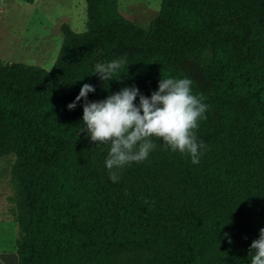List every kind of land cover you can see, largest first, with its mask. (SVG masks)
I'll return each instance as SVG.
<instances>
[{
    "label": "trees",
    "instance_id": "trees-1",
    "mask_svg": "<svg viewBox=\"0 0 264 264\" xmlns=\"http://www.w3.org/2000/svg\"><path fill=\"white\" fill-rule=\"evenodd\" d=\"M86 28L60 26L51 71L0 60V160L8 162L18 264H251L264 229V0H161L147 30L118 0H84ZM125 58L110 81L97 63ZM188 78L207 105L198 164L162 138L109 178L88 102ZM134 103L139 105V95ZM85 128V131H81Z\"/></svg>",
    "mask_w": 264,
    "mask_h": 264
},
{
    "label": "clouds",
    "instance_id": "clouds-1",
    "mask_svg": "<svg viewBox=\"0 0 264 264\" xmlns=\"http://www.w3.org/2000/svg\"><path fill=\"white\" fill-rule=\"evenodd\" d=\"M127 63L125 58L108 63H97L93 74L102 81L112 80L114 74ZM188 78H161L158 90L150 97L139 93L135 86L124 87L99 102H88L87 96L94 86L84 84L76 101L68 105L70 110L84 98L83 125L92 142H110L105 160L109 178L118 182V170L131 162L148 158L156 145L152 137L162 138L172 151L187 153L192 163L198 164L204 145L197 141L195 130L203 118L207 105L203 97L191 92ZM139 95V105L136 101ZM81 131H85L82 128ZM251 264H264V229L250 246Z\"/></svg>",
    "mask_w": 264,
    "mask_h": 264
},
{
    "label": "rangeland",
    "instance_id": "rangeland-1",
    "mask_svg": "<svg viewBox=\"0 0 264 264\" xmlns=\"http://www.w3.org/2000/svg\"><path fill=\"white\" fill-rule=\"evenodd\" d=\"M160 3L118 0L124 17L145 30L157 17ZM86 20L84 0H0V60L51 71L63 42L60 26L81 33ZM9 170L8 162L0 160V248L11 247L19 236Z\"/></svg>",
    "mask_w": 264,
    "mask_h": 264
},
{
    "label": "crops",
    "instance_id": "crops-1",
    "mask_svg": "<svg viewBox=\"0 0 264 264\" xmlns=\"http://www.w3.org/2000/svg\"><path fill=\"white\" fill-rule=\"evenodd\" d=\"M0 264H18V258L15 251V241L14 244L9 248H0Z\"/></svg>",
    "mask_w": 264,
    "mask_h": 264
}]
</instances>
